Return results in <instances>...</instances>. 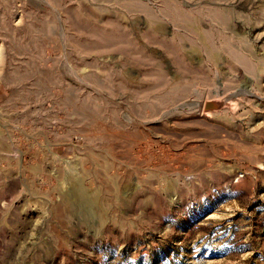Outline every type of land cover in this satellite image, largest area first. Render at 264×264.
<instances>
[{
	"label": "rangeland",
	"instance_id": "374dc122",
	"mask_svg": "<svg viewBox=\"0 0 264 264\" xmlns=\"http://www.w3.org/2000/svg\"><path fill=\"white\" fill-rule=\"evenodd\" d=\"M0 264H264V0H0Z\"/></svg>",
	"mask_w": 264,
	"mask_h": 264
}]
</instances>
